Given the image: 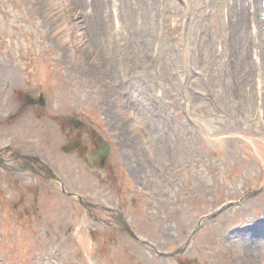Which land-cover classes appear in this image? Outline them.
Returning <instances> with one entry per match:
<instances>
[{"label": "rangeland", "instance_id": "obj_1", "mask_svg": "<svg viewBox=\"0 0 264 264\" xmlns=\"http://www.w3.org/2000/svg\"><path fill=\"white\" fill-rule=\"evenodd\" d=\"M72 117L111 144L107 168L61 149ZM7 144L161 251L235 201L180 259L264 264V0H0ZM83 215L56 182L0 166V264H180Z\"/></svg>", "mask_w": 264, "mask_h": 264}, {"label": "flooded vegetation", "instance_id": "obj_2", "mask_svg": "<svg viewBox=\"0 0 264 264\" xmlns=\"http://www.w3.org/2000/svg\"><path fill=\"white\" fill-rule=\"evenodd\" d=\"M75 139H77V138H74L73 140H71V143L69 146L70 150L83 149L82 143H79V145H77V146H73L75 144ZM102 143H103L102 140L99 139L98 137H96V138H94V140H91L90 143L86 146V148H87L86 155H88L89 153H92L93 157H94L93 162L96 163L97 165L106 163L104 161L101 162L103 158L99 155ZM27 162H28L27 160L24 161V163H27ZM31 165L34 166L32 168L33 171L41 173V174L43 173L41 170L38 169V168L43 169V166L39 162L32 161ZM92 207L95 208V207H97V205H92ZM117 222H119V218H118ZM122 222L124 224L125 221L122 220ZM110 223L111 224L107 225L109 227V230H112V231H122L123 230V224H114L113 221H110Z\"/></svg>", "mask_w": 264, "mask_h": 264}]
</instances>
